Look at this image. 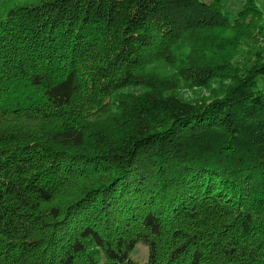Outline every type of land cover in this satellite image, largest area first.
Wrapping results in <instances>:
<instances>
[{
  "label": "trees",
  "instance_id": "trees-1",
  "mask_svg": "<svg viewBox=\"0 0 264 264\" xmlns=\"http://www.w3.org/2000/svg\"><path fill=\"white\" fill-rule=\"evenodd\" d=\"M259 1L0 0V264H264Z\"/></svg>",
  "mask_w": 264,
  "mask_h": 264
},
{
  "label": "rangeland",
  "instance_id": "rangeland-1",
  "mask_svg": "<svg viewBox=\"0 0 264 264\" xmlns=\"http://www.w3.org/2000/svg\"><path fill=\"white\" fill-rule=\"evenodd\" d=\"M258 3H259L260 8L264 12V3L261 1H259ZM239 5H240L239 2H232L229 4V6L233 8L235 11L239 7ZM196 34H197L196 36L197 38H196L195 43L197 44V46H199L198 50L200 51V53H203L207 51L208 44L211 43L215 39L216 32L214 30H201V31H198ZM252 47H251L252 51H255V49H253ZM259 49L264 50V48L262 47ZM248 55L249 54L245 53V49H243L241 52L240 59L243 60L244 58L248 57ZM152 67H155V66H152ZM157 67L161 68L160 64L157 65L155 68H151V69L158 70ZM186 73H189V72L186 71ZM193 74H196V76L200 75V73H193ZM171 77L174 78V75ZM184 78L186 82H184V80L182 79H179L178 77L179 84L177 86L176 95H178V97H180L181 99H187V100L190 99L192 101L208 98L209 96H211L210 94L213 91H216L220 88L218 84H221V83L215 82V83H211L210 87H204V86H201L202 84H200V82L196 80L195 78H190L187 75H185ZM188 80L189 82H187ZM131 257L134 261H137L139 263L147 262L148 257H149L148 247L145 246L144 244H139L136 247V249L133 251Z\"/></svg>",
  "mask_w": 264,
  "mask_h": 264
}]
</instances>
